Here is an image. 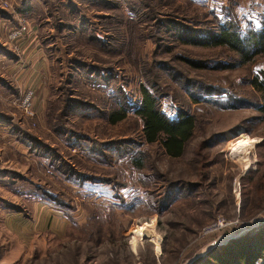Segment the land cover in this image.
Returning <instances> with one entry per match:
<instances>
[{"label":"rangeland","instance_id":"obj_1","mask_svg":"<svg viewBox=\"0 0 264 264\" xmlns=\"http://www.w3.org/2000/svg\"><path fill=\"white\" fill-rule=\"evenodd\" d=\"M46 1L0 0V9L20 24L17 28L0 17V46L13 54L20 67L13 77L14 69L7 70L4 66L5 71L11 72L7 74L0 65L2 75L8 78L11 75L18 90V97H10L3 91L0 93V114L4 116L0 120V264H192L207 252L241 238L263 224L264 210H258L256 206L264 192V121L252 122L258 114L250 109L223 111L206 106L195 107L200 127H196L179 159H168L154 147H146L150 156V163L146 166L157 171L161 178L158 182L160 187L165 181L195 186L191 196L181 194L182 197L160 213L152 207L156 205L159 186L155 196H142L144 188L139 176L131 173L126 162L116 165L114 162L105 163L97 156L88 159L82 156L84 149L78 152L63 145V141L46 124V111L48 103L57 99V91L65 86L64 79L68 80V64L72 58L78 57L67 53V44L56 32L50 16L54 7L49 6L50 12H47ZM242 2L247 3L245 0ZM252 2L258 4L261 0ZM25 5L31 8L27 16L16 12V8ZM54 13L60 16V11ZM77 14L94 20L90 14ZM15 34L20 35L12 38ZM27 51L33 52L32 57L36 53L41 54L42 60L39 59L37 66L30 65L38 63L36 58L24 59ZM154 51L155 45L146 41L140 59L150 61ZM121 66L127 80H130L128 90L136 99L142 79L129 65ZM219 75L222 85L237 84L239 79L249 76V72L237 70ZM28 77L31 78L26 84H21ZM63 93L60 98H65ZM27 98L29 108L21 105ZM128 122L112 127L76 115L72 116L70 124L73 130L87 136L90 141L108 144L122 143L137 136L135 127ZM11 126L34 136L49 148L50 156L56 159L42 160L29 154L28 147L9 133ZM236 128L237 131L233 132ZM212 134L227 135L207 153L213 163L200 171L197 159L199 145ZM248 158L254 163V169L243 174V161L246 164ZM60 161H68L72 166L76 161L77 166L85 169L82 170L85 174L93 176L111 178L117 175L118 182L128 186L122 191V202L108 198L109 189L103 193L99 191L101 195H107L98 200L80 195L77 186L65 180L61 172L49 167H57ZM261 176L263 182H258ZM234 182L239 184L236 187L239 188L237 200L233 194ZM44 191L58 197V201H65L63 203L67 207L57 206L48 195H44ZM101 201L121 208L116 207L120 210L106 213ZM125 206L129 208L127 212L123 209ZM92 213L95 226L100 223L104 230V224L109 222L117 230H122L119 243L116 242L115 246H93L85 242L83 228L89 223ZM220 223L222 227L219 228ZM156 245L161 251L159 258L154 255ZM140 247L144 249V255L136 253ZM148 248L151 254H147Z\"/></svg>","mask_w":264,"mask_h":264},{"label":"trees","instance_id":"obj_2","mask_svg":"<svg viewBox=\"0 0 264 264\" xmlns=\"http://www.w3.org/2000/svg\"><path fill=\"white\" fill-rule=\"evenodd\" d=\"M245 1L246 4L242 0L46 1L47 12H50L49 6L54 7V12L60 11L58 16L51 9L50 16L56 32L67 44V53L78 57L68 64V80L64 79L65 86L57 91V99L48 103L46 124L69 150L84 149L82 156L88 159L97 156L105 163L126 162L131 173L139 176L144 188L142 196H155L161 178L153 167L146 166L150 163L146 147H154L168 159L181 158L196 127H200L195 107L223 111L250 109L258 114L252 122L264 121V0L258 4H253V0ZM16 12L27 16L31 8L25 5L16 8ZM77 12L90 14L94 20ZM0 17L20 27L5 10L0 9ZM146 41L155 45L150 61L140 59ZM0 56L15 60L13 54L1 46ZM122 64L129 65L142 79L136 99L128 90L130 80L123 73ZM237 70L248 71L249 76L239 79L237 84H221L220 73ZM2 91L10 97H18L12 80L0 73V93ZM61 92L65 98H60ZM76 115L112 127L129 121L137 136L122 143L90 141L71 127L72 116ZM3 117L0 114V120ZM9 133L28 147L29 154L56 159L34 136L13 126ZM226 135L212 134L199 145L200 171L213 163L207 153ZM65 157L68 159V154ZM65 163L60 161L57 167H49L77 186L80 195L98 200L107 195L98 192L109 189L108 198L122 202V191L128 186L118 182L117 175L93 176L85 174L82 171L85 169L77 166L76 161L74 166L68 161ZM263 180L261 176L258 182ZM163 183L159 186V196L155 197L156 205L152 206L158 213L166 211L181 194L191 196L195 191V186L172 181ZM83 189L86 192H82ZM43 193L57 206L67 207L65 201ZM101 202L106 213L121 208L118 204ZM263 202L264 192L258 198V210H264ZM123 209L129 210L127 206ZM94 218L92 213L83 228L85 242L93 246L119 243L122 230L109 222L104 224L103 230L102 224H93ZM122 247L125 248L124 244ZM192 264H264V223L241 238L207 252Z\"/></svg>","mask_w":264,"mask_h":264},{"label":"crops","instance_id":"obj_3","mask_svg":"<svg viewBox=\"0 0 264 264\" xmlns=\"http://www.w3.org/2000/svg\"><path fill=\"white\" fill-rule=\"evenodd\" d=\"M31 53H33L32 51H27V53L25 54V58L24 59H28L29 57H32L31 56ZM32 58H36V61L38 62V63H30V65H34L35 64V66H37L38 64H39V59L40 60H42V58H41V54L39 55V53H36V56L35 57H32ZM14 60H8V59H6V58H4V57H2V56H0V65H2V68L4 69V71H5V67L4 66H6V69L7 70H9V69H14L15 70V72H13L12 74H14L13 75V77L16 75V73H17V71H18V61H14ZM19 69H20V67H19ZM2 71V70H1ZM0 71V73H2ZM13 71V70H12ZM23 70H21L20 71V73H23L22 72ZM28 71H30V70H28ZM7 74H9V73H11V72H7V71H5ZM5 74V73H4ZM25 75H27V73L25 74ZM5 77H7V76H5ZM11 80L13 79L12 77H11V75H10V77H9ZM31 77H28V78H24V80H23V82L21 83V84H26L25 82H27L29 79H30ZM15 80V79H14ZM16 81V80H15ZM12 82H13V80H12ZM19 83V82H18ZM15 84L16 85H18L17 84V82H15ZM39 86V85H38ZM182 196V195H181ZM45 205V204H44ZM169 210V209H168ZM170 211V210H169ZM141 253V254H143L144 253V249L142 248V247H140V248H138V250H137V252L136 253ZM147 254H151V251H150V248H148V250H147ZM144 255V254H143Z\"/></svg>","mask_w":264,"mask_h":264},{"label":"built area","instance_id":"obj_4","mask_svg":"<svg viewBox=\"0 0 264 264\" xmlns=\"http://www.w3.org/2000/svg\"><path fill=\"white\" fill-rule=\"evenodd\" d=\"M20 34H15V35H13V36H11L12 38H16V37H18ZM11 37H10V39H11ZM28 98L27 99H25L24 100V102H22V106H26L27 108H29V105L27 104L28 103ZM24 104V105H23ZM25 112L26 113H28L29 111L26 109L25 110ZM251 156H252V154H251ZM250 159L248 158L247 159V163L245 164V161H243V166H244V170H243V174H246L247 172H250V171H252L253 169H254V163L252 162V161H249ZM238 182L236 183V182H234L233 183V194H235V197H236V200L238 199V193H239V188H236V187H238ZM237 204H238V202H237ZM217 227H222V224L220 223V224H218V226ZM154 255H155V257H157V258H159L160 257V255H161V251H160V248H159V246L158 245H156L155 247H154ZM156 258V259H157Z\"/></svg>","mask_w":264,"mask_h":264}]
</instances>
